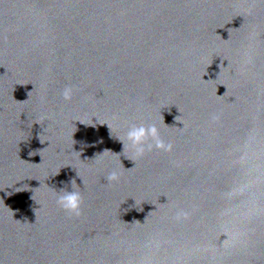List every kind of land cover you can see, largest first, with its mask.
Returning a JSON list of instances; mask_svg holds the SVG:
<instances>
[{
    "label": "water",
    "instance_id": "1",
    "mask_svg": "<svg viewBox=\"0 0 264 264\" xmlns=\"http://www.w3.org/2000/svg\"><path fill=\"white\" fill-rule=\"evenodd\" d=\"M0 264H264V0H0Z\"/></svg>",
    "mask_w": 264,
    "mask_h": 264
},
{
    "label": "clouds",
    "instance_id": "2",
    "mask_svg": "<svg viewBox=\"0 0 264 264\" xmlns=\"http://www.w3.org/2000/svg\"><path fill=\"white\" fill-rule=\"evenodd\" d=\"M73 95L72 87H65L62 93L63 99L65 101L71 100ZM219 120V116L213 115L212 121L216 122ZM123 144V152L131 149L133 153V158L130 160L135 165V160L142 158L146 153H151L153 149L160 152L170 153L173 149L171 143H165L159 134V130L155 125L144 127L133 125L126 133V143L121 141ZM109 151V150H105ZM104 151V152H105ZM36 152H30L29 155L32 156ZM127 159V158H126ZM120 179L118 173L112 172L108 175L107 180L109 184L118 182ZM62 184L65 182H61ZM71 185H74L75 180L70 181ZM61 195L58 196L57 205L64 212L68 213L70 217L74 216L79 218L81 215V205L82 197L79 192L72 190L67 191L66 187L60 190ZM187 219V213L178 212L175 216L177 221L181 219Z\"/></svg>",
    "mask_w": 264,
    "mask_h": 264
}]
</instances>
